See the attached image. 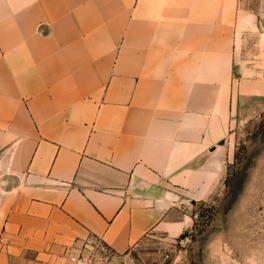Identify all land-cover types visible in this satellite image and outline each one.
<instances>
[{
	"label": "crops",
	"instance_id": "crops-1",
	"mask_svg": "<svg viewBox=\"0 0 264 264\" xmlns=\"http://www.w3.org/2000/svg\"><path fill=\"white\" fill-rule=\"evenodd\" d=\"M259 97L264 12L244 0H0V264L181 234Z\"/></svg>",
	"mask_w": 264,
	"mask_h": 264
},
{
	"label": "rangeland",
	"instance_id": "rangeland-1",
	"mask_svg": "<svg viewBox=\"0 0 264 264\" xmlns=\"http://www.w3.org/2000/svg\"><path fill=\"white\" fill-rule=\"evenodd\" d=\"M257 13L264 0H244ZM231 157L214 194L189 204L192 225L154 233L121 256L127 264H264V97L232 116Z\"/></svg>",
	"mask_w": 264,
	"mask_h": 264
},
{
	"label": "built area",
	"instance_id": "built-area-1",
	"mask_svg": "<svg viewBox=\"0 0 264 264\" xmlns=\"http://www.w3.org/2000/svg\"><path fill=\"white\" fill-rule=\"evenodd\" d=\"M0 242L5 244L3 238H0ZM72 261L74 264H127L120 255L114 254L99 241L87 242L85 251Z\"/></svg>",
	"mask_w": 264,
	"mask_h": 264
}]
</instances>
